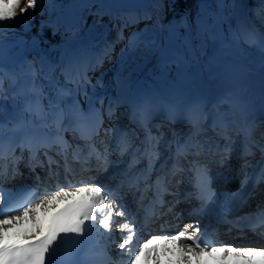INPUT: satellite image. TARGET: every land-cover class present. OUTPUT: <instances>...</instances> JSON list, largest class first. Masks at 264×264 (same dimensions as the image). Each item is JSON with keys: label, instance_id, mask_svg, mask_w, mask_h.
<instances>
[{"label": "rangeland", "instance_id": "374dc122", "mask_svg": "<svg viewBox=\"0 0 264 264\" xmlns=\"http://www.w3.org/2000/svg\"><path fill=\"white\" fill-rule=\"evenodd\" d=\"M54 1L60 0H39L35 8L27 9L24 13L17 9L14 18L16 22H4L7 27L0 29V38L8 41L26 38L40 40L39 46L25 49L21 56L13 59L12 64L7 66L0 62V102H3L4 108L13 102L12 90L17 79L20 78H26L27 81L33 79L44 93L54 94L52 99L43 96L42 103L40 102L41 107L45 106L48 109L63 104L66 93L70 91L75 92L78 107L84 109L87 106L85 88L89 92L91 88L98 90L101 85H106L109 92L107 95L100 96L99 99L101 114L98 113L103 119V134L99 141L101 140L104 144L106 153L113 151L115 153L109 155L107 170H104L105 175L98 180L102 181V184L103 181L112 183L129 166L140 164V160L133 158L134 149L137 151L142 147H150L149 133L152 137L158 138L151 141V146L160 155L164 154L162 150L169 141L168 136L175 133L174 130L159 122L155 124V129L152 131L132 132L124 125V108L118 102V98L122 97V91L125 88L132 89L128 87L138 80L139 74L146 73L149 76L156 71L164 36L168 33V8L173 1L152 0L147 10L141 11L136 10L131 3L132 0H89L87 2L79 0L78 6L74 9L64 7V14L55 19L57 22L52 23L47 19V15L51 12ZM230 1L232 5L229 3V9L231 8L234 16L240 41L249 49L255 50L254 52L264 55V20L261 19L260 8L264 0ZM98 4L106 9L101 15L98 14ZM26 5L27 0H20L21 8H25ZM57 9L55 7L54 11ZM120 12L131 15L133 21H123L122 24L116 20H109L110 17L116 18L117 13ZM48 48L51 51L55 50L56 53L50 52ZM105 52L107 56L103 64L98 65V58ZM48 124L51 127L55 125L50 121ZM202 134L199 135L198 143L202 141L200 140ZM218 136L219 134L214 130L212 136L208 137V141H211L210 146L213 144L214 147L217 141H220L216 144V149L222 153L226 145L230 149L233 147V141L230 138L226 140L222 148L223 141ZM118 139L127 141L128 148L123 154L115 149ZM223 159L225 161L222 162L220 169L225 173L231 167V152ZM92 182L65 190L77 191L80 187H87L88 184L94 187L96 183ZM51 185L52 183L43 184L46 191L34 199L33 204L39 203L46 195L64 189L60 187L62 185L58 187H51ZM17 214L19 215L20 212L11 213V215ZM115 227L114 223L111 230Z\"/></svg>", "mask_w": 264, "mask_h": 264}, {"label": "snow or ice", "instance_id": "6c2138e0", "mask_svg": "<svg viewBox=\"0 0 264 264\" xmlns=\"http://www.w3.org/2000/svg\"><path fill=\"white\" fill-rule=\"evenodd\" d=\"M39 0H27L25 8L20 7V0H0V29L7 27L4 22H16L15 16L17 9L21 13L37 6ZM261 19L264 20V3L261 4ZM105 52L97 60L98 65H102ZM102 120L99 117L95 118L93 126L86 130H81V138L90 141L92 136L98 134L99 125ZM194 126L199 130V120L194 121ZM3 125H0L2 128ZM59 128V125H58ZM152 140H158L152 137L149 133L148 141L150 147L145 148L143 156L148 159V168L139 175L127 181L131 188H135L142 194L149 191L153 185L148 184L153 165L158 153L151 146ZM32 151L30 162V169L35 170L37 165L43 167L44 162L40 161L36 156V152L40 148L51 149L54 146L57 148V155L64 157L65 172L70 171L67 156L71 145L63 139L61 135H57L51 141L44 140L39 145H33L31 141L23 145ZM88 157H84L82 150L77 147L72 152V158L87 164L89 158L96 157L98 163H102L105 167L108 163L107 156L104 153H99L93 144H88ZM121 154H123L128 144L126 140H121L118 145ZM195 148V152H190ZM201 145L193 144L191 137L184 144L177 143L176 155L187 156L192 154L194 156L200 155ZM12 149H5L4 143L0 140V159H3L7 152ZM231 151L229 146H225V151L222 153V159L226 158ZM260 151L264 154V145L260 146ZM246 155H251V151L246 149ZM47 163L49 165L50 176H58V173L51 170V165L57 164L53 157L47 156ZM175 171V166H174ZM192 171L195 175V185L198 190L197 198L201 200L202 205L213 201L215 192L211 188V181L208 177L207 170L198 164L192 165ZM18 172L13 170V177ZM5 179V172L0 166V264H52V256L61 248L66 240L71 239L73 243H79L83 237L92 231L93 225L90 221H97L103 234H107L112 238V224L119 223L114 221L113 215L125 216L126 211L123 205L116 203V210L114 213L113 201L115 198L112 193L103 185L95 187H80L77 191H56L54 194L46 195L39 203H31L35 198L33 191L29 190L23 192L22 195L9 205L8 208L3 206L2 187ZM259 179L264 181V169L261 170ZM141 181L145 186L140 188ZM81 183H84L83 181ZM163 182L158 177L155 182L156 201L162 203L161 192H166L167 189L162 187ZM71 186V185H69ZM70 201V202H69ZM63 207H60L61 204ZM22 209V211H21ZM12 211H19V215H11ZM259 226H264V210L257 213ZM191 225H186L184 230L176 235L168 236L153 235L142 245L136 244L138 251L133 247L135 240V229L129 227V223L125 222L119 229L121 232V241L118 245L121 250V255L128 253V260L130 264H162L161 256L171 254L175 260H169V264H264V247H237L231 245L211 246L207 242L206 237L202 234L199 227H197L191 234L188 229ZM257 225H253L255 230ZM264 235V233H261ZM76 237L81 240H76ZM191 242V243H188ZM87 264H112L111 258L107 251H100L91 257Z\"/></svg>", "mask_w": 264, "mask_h": 264}, {"label": "bare ground", "instance_id": "6f19581e", "mask_svg": "<svg viewBox=\"0 0 264 264\" xmlns=\"http://www.w3.org/2000/svg\"><path fill=\"white\" fill-rule=\"evenodd\" d=\"M171 1L173 2L170 3V8H168V33L164 36L158 67L155 72L149 76L147 74V77L145 76L147 81H143V85L147 89L154 88V86H164L177 93L192 88L200 90L212 88L217 102L216 107L212 108L215 115L226 117V123L231 125L243 109L238 106L234 94L241 89L245 84L244 82H247L251 76L255 75L264 79V55L256 53L257 51L254 52L255 50L249 49L246 44L240 41L235 28L234 16L230 10L231 8L229 9L230 0ZM134 7L136 8L135 5ZM39 44L40 40L36 38L12 39L11 41L0 38V62L8 66L10 63L12 64L16 56H21L25 49L39 46ZM49 51L55 52L53 49ZM17 80L12 90L13 102H11V106L8 105L4 108L3 102H0V117L5 122V124H2L3 127L0 128V133L9 134L10 138L14 136L19 128L23 127L43 133L48 130L44 123L51 118L54 122L63 118L64 121L61 120V122H64V124L67 122L66 118L71 116L75 118H96L100 113V96L107 95L109 92L106 85H101L98 90L91 88L89 92L85 88L84 94L87 96L85 99L87 106L84 110L78 107V98L75 92L70 91V93H66L64 98L68 100L67 104L63 101V104L48 109L45 106L41 107L40 102L43 96L52 99L53 93L49 95L44 93L43 89L33 79L27 81L26 78H20ZM130 93L131 89L125 88L122 91L121 99L118 98V102L123 107L129 100L131 101ZM91 97L94 98L92 102ZM259 121H263L259 125L264 124V112L261 113ZM256 129H258V126ZM186 135L188 133L184 131L172 136L180 142L184 140ZM226 139H228L227 134L224 142H226ZM135 170L137 168L132 167V171ZM127 176L128 174L124 178H127ZM84 177L85 180L89 178V176ZM69 182L67 183L69 184ZM20 183L23 184V181ZM37 183L34 178L28 181L26 186ZM17 185L19 184L5 186V192L9 195L15 194ZM61 190L66 191L65 189ZM110 192L114 193L113 191ZM31 201L33 203L34 198ZM115 204L113 203V207ZM97 222L94 221V224L96 225ZM115 242L117 244L122 242L121 233L115 237ZM136 244H140V242L134 240V245ZM122 257L124 264H130L128 253L122 255Z\"/></svg>", "mask_w": 264, "mask_h": 264}, {"label": "trees", "instance_id": "16d2710c", "mask_svg": "<svg viewBox=\"0 0 264 264\" xmlns=\"http://www.w3.org/2000/svg\"><path fill=\"white\" fill-rule=\"evenodd\" d=\"M78 1L79 0H60V1H54V5L53 7L51 8V12L49 13L48 16V20L50 22H54L56 21L55 19L56 18H59L60 16H62L64 13V10L63 8L68 6V8L72 7L74 9V7H77L78 6ZM89 0H85V2H87ZM58 8L56 11L55 10V7ZM98 7V14L101 15L102 13H104V11L106 10L105 7L103 6H100L99 4L97 5ZM47 20V21H48ZM109 20L113 21V20H116L118 22H121L123 23V21H133V19L131 18V15H128L127 13L123 12V13H117L116 15V18H113V17H110ZM57 22V21H56ZM59 29H57L58 31Z\"/></svg>", "mask_w": 264, "mask_h": 264}, {"label": "water", "instance_id": "95a60500", "mask_svg": "<svg viewBox=\"0 0 264 264\" xmlns=\"http://www.w3.org/2000/svg\"><path fill=\"white\" fill-rule=\"evenodd\" d=\"M152 0H135L131 3L136 6V10L145 11L148 6H150Z\"/></svg>", "mask_w": 264, "mask_h": 264}]
</instances>
